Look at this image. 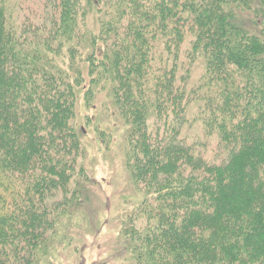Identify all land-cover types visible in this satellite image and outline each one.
<instances>
[{"label":"trees","instance_id":"16d2710c","mask_svg":"<svg viewBox=\"0 0 264 264\" xmlns=\"http://www.w3.org/2000/svg\"><path fill=\"white\" fill-rule=\"evenodd\" d=\"M5 4L0 264H47L88 203L79 96L125 129L131 264H264V0H15L18 26Z\"/></svg>","mask_w":264,"mask_h":264},{"label":"rangeland","instance_id":"374dc122","mask_svg":"<svg viewBox=\"0 0 264 264\" xmlns=\"http://www.w3.org/2000/svg\"><path fill=\"white\" fill-rule=\"evenodd\" d=\"M9 20L18 26L22 16L15 10V0H6ZM4 5V6H5ZM203 67L196 63L191 71L188 88L196 86ZM98 99L91 109L86 110L81 96L77 98V125L83 144L80 161L86 174L92 180L90 198L72 217L58 223L59 233L52 247L47 264H131L126 250L127 241L121 238L122 230H128V216L139 203L141 196L130 184L124 165L122 145L125 129L118 122L102 116ZM188 120L182 135L188 140L200 138V122L194 121L195 106L188 110ZM97 130L106 131L104 145H100ZM207 141V142H206ZM200 152L207 158L215 151L216 140H205ZM107 144V145H106ZM45 264V263H42Z\"/></svg>","mask_w":264,"mask_h":264}]
</instances>
